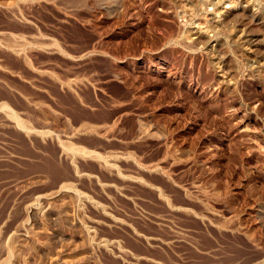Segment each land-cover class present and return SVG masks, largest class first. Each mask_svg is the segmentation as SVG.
<instances>
[{
  "label": "rangeland",
  "instance_id": "1",
  "mask_svg": "<svg viewBox=\"0 0 264 264\" xmlns=\"http://www.w3.org/2000/svg\"><path fill=\"white\" fill-rule=\"evenodd\" d=\"M169 2L0 0V264H264V48Z\"/></svg>",
  "mask_w": 264,
  "mask_h": 264
},
{
  "label": "bare ground",
  "instance_id": "2",
  "mask_svg": "<svg viewBox=\"0 0 264 264\" xmlns=\"http://www.w3.org/2000/svg\"><path fill=\"white\" fill-rule=\"evenodd\" d=\"M169 1L172 9L184 8L187 14H190L189 17L191 16L190 19L187 18V20L189 19L187 22L190 24V27L186 29V33L189 36L188 39L191 40L187 45L184 44L181 46L191 50L199 47L206 50V55L210 58L212 67L222 73L221 76H219L221 79L220 84L222 85H227V78L232 80L234 77L232 76L233 72L227 68L228 61L226 60L230 58L229 54L232 52L231 51L229 54L227 53V46H236L241 50L244 47L247 48L250 46L264 48V6L259 7L256 5L257 3L254 4L251 0H202V2L199 0ZM224 5H230L231 9L224 8ZM207 6L212 7L213 12L207 13V11H205L203 14L196 15L198 8H206ZM227 25L234 28V33L230 35V37H227V44H223L218 36ZM251 53H253L254 56L255 50L254 52H246V54L250 55ZM256 57L258 56L255 55L253 58L255 59ZM255 62V67L253 66L254 68L251 71L254 70L255 72L253 71V75H256L254 77L264 82V62ZM234 85L235 84H232V86L227 85L225 89L228 90L230 87H234Z\"/></svg>",
  "mask_w": 264,
  "mask_h": 264
}]
</instances>
